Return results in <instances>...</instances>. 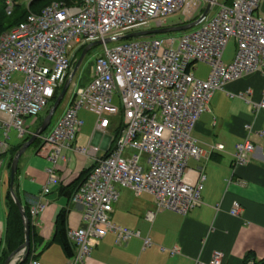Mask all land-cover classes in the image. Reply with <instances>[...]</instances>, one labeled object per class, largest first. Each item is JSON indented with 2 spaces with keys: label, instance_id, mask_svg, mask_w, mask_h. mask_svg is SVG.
Here are the masks:
<instances>
[{
  "label": "built area",
  "instance_id": "2783aa9c",
  "mask_svg": "<svg viewBox=\"0 0 264 264\" xmlns=\"http://www.w3.org/2000/svg\"><path fill=\"white\" fill-rule=\"evenodd\" d=\"M263 1L233 0L228 5L205 0L212 9L217 7L206 16L203 0H81L73 6L53 2L2 34L0 130L6 139L12 128L20 138L32 134L26 120L45 111L69 77L78 52L96 42L103 46L91 80L83 87L73 85L69 96L75 95L68 108L52 132L41 137L40 154L51 163L44 195L59 184L57 168L66 159L64 151L93 162L92 171L72 196L84 211L83 226L68 232L75 246L68 264H86L97 241L108 233H115L119 241L139 237L138 232L111 222L119 200L117 186L155 197L156 210L148 213L149 219L163 211L186 216L202 204L205 176L196 184L187 179L189 161L205 157L192 133L217 91L248 75L264 76ZM6 4L11 15L16 1ZM180 13L185 18L176 25H197L179 38L120 40L129 33L165 28L167 19ZM231 40L236 42V55L226 65L223 57ZM110 43L118 44L110 48ZM198 63L210 67L206 80L196 76ZM246 100L256 113L264 111V98L258 103ZM82 110L96 116L94 131L101 135L115 127L113 118L122 116L124 128L107 157H97L96 145H76L85 124L79 117ZM255 149L248 141L237 145L234 165L243 166ZM45 208L46 202H37L30 213L36 218ZM241 212L235 202L231 214ZM144 243L151 245L149 239ZM26 255L22 249L12 264L23 262ZM223 258L222 252H215L210 264H223ZM28 264L44 263L33 259Z\"/></svg>",
  "mask_w": 264,
  "mask_h": 264
},
{
  "label": "crops",
  "instance_id": "0c3cea01",
  "mask_svg": "<svg viewBox=\"0 0 264 264\" xmlns=\"http://www.w3.org/2000/svg\"><path fill=\"white\" fill-rule=\"evenodd\" d=\"M26 1L30 3L31 0ZM232 1L227 0L224 4L229 5ZM212 11L214 14L217 7ZM92 72L93 69L91 77ZM87 80L82 79L81 84H87L91 78ZM263 98L264 76L260 74L245 76L217 91L192 133L205 157L189 161L187 169V179L192 184L205 176L202 204L186 216L163 211L149 219L148 213L156 210L155 197L148 193L138 196L130 188L117 186L119 200L114 205L111 222L119 228L138 232L139 237L119 241L115 233H108L97 241L86 264H210L215 252L224 254L223 264H256L263 260L264 111L256 113L246 100L258 103ZM68 106L65 105L66 109ZM81 112L79 117L83 119ZM47 114L26 120L30 133L43 124ZM51 125L52 121L44 136L52 132ZM86 126L85 123L76 145H96L99 147L98 158L108 155L116 129L110 127L105 135H101L94 131L95 126ZM24 140L14 128L9 139L0 130V264H6L8 248L12 152ZM247 141L255 146V152L243 166H235L237 145ZM41 149V142H35L27 149L20 158L14 183L25 211L28 208L30 213L35 203L46 202V208L39 216L33 218L30 213V261L68 264L69 258L55 241L58 220L65 214L67 236L70 230L83 226V207L75 205L72 196L81 183L80 176L93 166V162L80 153L64 151L66 159L61 160L57 168L59 184L44 195L51 163L40 154ZM235 202L242 207L238 216L231 214ZM146 239L151 241L148 247H145ZM175 248L177 252L173 254Z\"/></svg>",
  "mask_w": 264,
  "mask_h": 264
},
{
  "label": "trees",
  "instance_id": "16d2710c",
  "mask_svg": "<svg viewBox=\"0 0 264 264\" xmlns=\"http://www.w3.org/2000/svg\"><path fill=\"white\" fill-rule=\"evenodd\" d=\"M6 1L7 0H0V37L5 32H7V31L11 30L12 28L18 26L20 23L26 21L29 14H31V13L40 14L44 8L51 5L53 2H58V3H61L65 6H73V5L81 2V0H33L26 9H23L21 7V5L16 4V6L14 7V9L12 11V14L8 15L6 13V6H7ZM82 51H83V49L78 52V54L76 56L77 58L80 57ZM76 63L77 62H74L73 65L75 66ZM61 91H62V87L56 92L55 96L50 101V103L47 107V110H48V108L53 106V104L57 100ZM115 131L117 132L116 136H115V140L112 142V148L110 149L108 155L112 151V149H113V147H114V145H115V143H116V141H117V139L121 133L118 128ZM30 138H31V136H28L27 138H25L23 143L12 152L13 158L15 157L17 152L21 149L23 144L25 142H27ZM40 142L41 141L39 139L36 141V143H40ZM108 155H106L105 157H107ZM92 169H93V166L90 169H88L82 173V175L79 178L81 180L80 185L84 182V180L90 174ZM78 187L73 191V195L75 194ZM8 208H9L8 234H7V246H8V248H7V252L5 253V257H6L5 262H7V260L9 259L10 256H12L13 254H16L22 248V246L25 243L24 222H23L22 216L20 214V211H19L17 205L15 204L13 198L11 197V194H9ZM26 212H27L28 218H30V213H29L28 208L26 209ZM65 221H66L65 220V214L60 215V218L58 220V225H57V232H56L55 241L60 243V245L62 246V248L66 254V256L68 258H71L75 254V246L68 239L67 230L65 227ZM29 261H30V252L26 255L25 260L23 262H21L20 264H28ZM256 264H264V259L257 262Z\"/></svg>",
  "mask_w": 264,
  "mask_h": 264
},
{
  "label": "water",
  "instance_id": "95a60500",
  "mask_svg": "<svg viewBox=\"0 0 264 264\" xmlns=\"http://www.w3.org/2000/svg\"><path fill=\"white\" fill-rule=\"evenodd\" d=\"M212 4L209 3L205 12L203 13V16H206L210 9H211ZM197 25V22H193L191 24H187V25H181V26H172V27H166V28H161V29H153V30H146V31H139V32H133V33H129L126 36L122 37L120 40H130V39H136V38H142V37H150V36H157V35H163V34H170V33H176V32H182V31H188L192 28H194ZM110 40H107L106 43H108ZM101 45V42H96L92 45L87 46L75 68L73 73L71 74L70 78L66 81V83L63 86V89L60 93V95L58 96L57 100L55 101L54 105L52 106V108L50 109L49 113L47 114V116L45 117L43 124L35 131V133L33 134V136L30 138V140H28L27 142H25L23 144V146L21 147V149L17 152V154L14 157L12 166H11V173H10V178H11V195L15 201V204L17 205L20 214L22 216L23 222H24V226H25V243L22 246V249H26L27 254L30 251V220L27 216V213L20 201V199L18 198L15 190H14V183H15V178L16 175L18 173V166H19V161L20 158L25 154V152L27 151V149L32 146L41 136H43V134L47 131L48 127L50 126V123L52 121L53 116L55 115V113L57 112L59 106L61 105L62 101L64 100V98L66 97L67 93L69 92L72 82L75 78V76L77 75V72L79 70V68L81 67L85 57L87 56V54L90 52V50H92L93 47ZM13 254L12 256H10V258L7 260L6 264H11L13 258H14Z\"/></svg>",
  "mask_w": 264,
  "mask_h": 264
},
{
  "label": "rangeland",
  "instance_id": "374dc122",
  "mask_svg": "<svg viewBox=\"0 0 264 264\" xmlns=\"http://www.w3.org/2000/svg\"><path fill=\"white\" fill-rule=\"evenodd\" d=\"M227 0H218V2L220 4H224L226 3ZM16 4L21 5V7L23 9H26L29 5V2L26 0H17ZM205 0H203V7L205 6ZM7 7V6H6ZM210 13H212V10L210 11ZM260 14H264V1L261 5V10H260ZM185 17L180 13V14H175L173 16H170L167 19V25H175V24H179L181 22V20H183ZM196 27L192 28L195 29ZM186 31H182V32H176V33H170V34H163V35H159V37H175V38H179L181 35H183V33ZM118 43H110L109 47H113L115 45H117ZM103 51V46L102 45H98L92 48V50L87 54V56L85 57L81 67L79 68L77 75L74 78V81L72 82V86L74 85V83H76L77 87H83L84 85L81 84L82 79H88L87 81L90 80L91 78V70L93 69V64L96 62V58L97 55L101 54ZM235 55H236V45H235V41L231 40L230 43L228 44L225 53H224V57H223V61L226 65H230L232 64V62L235 59ZM75 68V66H74ZM74 68L72 69V71L70 72L73 73ZM195 73L197 74V77L203 80H206V78H208L209 73H210V67L208 65L202 64V63H198L196 65V71ZM70 78V77H69ZM70 95V94H69ZM67 95L64 99V101L62 102V104L60 105L58 111L56 112V114L53 117L52 120V125L50 127V130L53 129L56 125L57 119L60 117L61 113L66 109L65 105L68 104L69 100L71 99V97L75 94H73L72 96ZM115 103L117 105L119 104V101L117 99V97H115ZM121 106V105H120ZM51 108V107H50ZM50 108H48L47 111H44V115L47 114V112L50 110ZM49 113V112H48ZM81 116L83 118V120H85L86 123V128L87 127H91L93 128L96 125L97 122V118L95 115L91 114L88 111H82L81 112ZM113 122L115 123L116 128H118L120 130V132L123 130L124 128V124H123V118L122 116H118L113 118ZM95 128V127H94ZM115 128V127H113ZM49 133V131L47 132V134ZM14 135V134H13Z\"/></svg>",
  "mask_w": 264,
  "mask_h": 264
}]
</instances>
